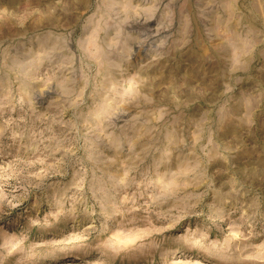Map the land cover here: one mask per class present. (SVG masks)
I'll return each instance as SVG.
<instances>
[{
  "label": "rangeland",
  "instance_id": "obj_1",
  "mask_svg": "<svg viewBox=\"0 0 264 264\" xmlns=\"http://www.w3.org/2000/svg\"><path fill=\"white\" fill-rule=\"evenodd\" d=\"M0 264H264V0H0Z\"/></svg>",
  "mask_w": 264,
  "mask_h": 264
}]
</instances>
